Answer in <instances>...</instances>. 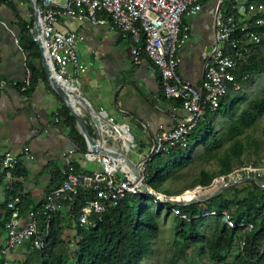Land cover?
<instances>
[{
  "label": "built area",
  "instance_id": "2783aa9c",
  "mask_svg": "<svg viewBox=\"0 0 264 264\" xmlns=\"http://www.w3.org/2000/svg\"><path fill=\"white\" fill-rule=\"evenodd\" d=\"M205 1L207 0H36L42 47L54 79L64 88L81 97L79 79L86 73L87 65L80 61L77 53L81 37L58 30V22L63 18L87 21L93 27H106L128 36L132 42L130 55L133 61L139 63L142 58L150 61L159 71L164 98L180 103L179 108L184 112L183 119L172 129H161L152 139L150 147L142 149L140 153L135 150L137 146L128 125L116 124L104 111L95 113L103 148L121 151L125 155L123 145H126L127 151L133 154L132 160L126 158L137 166L142 182L148 162L157 155L168 154L175 146L185 147L187 138L204 112L216 110L229 89L239 90L240 85L234 73L249 55L250 49L258 46L264 38V1L212 0L213 27L216 30L213 29L211 53L204 63L201 88L194 87L177 73L181 63L179 50L189 36V28L182 23V18L195 16ZM218 6L219 13L215 19ZM30 77L31 71L26 66L24 79L19 86L21 92L29 89ZM6 85L5 82H0V89ZM13 86L18 87L17 84ZM73 153L74 150L69 151V154ZM23 158L34 159L26 146L18 151L6 150L0 153V178L3 179L6 191L11 190L15 180L12 173ZM83 158L97 163L100 170L81 172L75 169L73 163L68 162L61 185L45 194L39 208H31L26 212L23 224L19 193L8 197L7 216L0 222V229L5 233L3 240H0V264H11L9 254L21 245H26L28 254L43 250L49 238L51 221L61 210L60 202L68 201L80 189L92 192L94 197L81 209L77 219L79 227L93 228L95 222L101 220L106 208L118 204L127 194H142L162 210H169L173 215L187 219L178 207L167 203L168 199H179V196L168 197L155 193L148 187L147 191H143L131 170L122 162L93 153L88 147ZM240 170L251 172L264 181V160L259 166ZM237 172L238 170L232 172L229 179ZM219 181L221 180L217 179ZM208 188L197 187L190 195L196 196ZM218 215L228 229L238 231L236 252L242 251L245 234L252 230V224H235L227 211L217 212L214 209L204 210L199 217ZM90 217L93 218L92 221ZM220 264H228V261Z\"/></svg>",
  "mask_w": 264,
  "mask_h": 264
},
{
  "label": "trees",
  "instance_id": "16d2710c",
  "mask_svg": "<svg viewBox=\"0 0 264 264\" xmlns=\"http://www.w3.org/2000/svg\"><path fill=\"white\" fill-rule=\"evenodd\" d=\"M3 2L14 8L8 0H0V4ZM27 13L28 20H18L21 27L18 42L25 51L27 67L31 71L30 87L26 92L38 80L48 84L40 63L39 49L31 39L33 10L28 2ZM234 75L240 85L239 90L229 89L216 110L204 112L187 138L186 146H175L168 154L157 155L147 163L143 183L153 192L168 197H178L185 192L184 197L190 196L189 191L197 187L208 188L217 179L229 180L228 176L235 170L238 172L232 179L256 177L240 169L256 167L262 162L260 142L252 138L248 131L264 115V83L257 92L249 95L246 89L255 86L264 77V38L258 46L250 49ZM174 105L178 108L180 103L174 101ZM56 117L68 128L69 141L79 152H85V140L77 132L74 118L61 100ZM208 166L214 168L207 169ZM63 179V173L55 169L51 189L61 185ZM184 180L188 181L176 187ZM7 191L5 201L0 203V222L7 216L8 197L18 193L15 181L11 190ZM93 197L92 192L80 189L68 201L60 202L61 210L51 221L49 238L43 250L28 254L22 264H141L154 253L153 239L158 234L160 219L172 223V242L165 254L164 264L186 263L192 251H196L204 264H220L236 248L238 231L228 229L219 215L196 217L211 209L227 211L235 224L245 222L253 227L245 234L242 251H237L228 264H264V191L252 182L224 189L209 202L179 208L187 219L162 210L142 194H127L118 204L108 206L93 228L79 227L77 219L81 209ZM201 205L205 208L201 209ZM90 220L93 218L90 217ZM72 223L75 234L69 240Z\"/></svg>",
  "mask_w": 264,
  "mask_h": 264
},
{
  "label": "crops",
  "instance_id": "0c3cea01",
  "mask_svg": "<svg viewBox=\"0 0 264 264\" xmlns=\"http://www.w3.org/2000/svg\"><path fill=\"white\" fill-rule=\"evenodd\" d=\"M8 2L14 8L5 2L0 4V82L7 84L0 89V153L26 146L34 156L33 160L21 159L14 176L22 202L23 224L26 212L42 205L46 192L51 189L55 169L63 173L66 164L71 162L77 171L90 172L98 171L94 165H99L85 160L84 152H79L69 141L68 128L56 117L61 99L51 86L38 80L28 92L19 90L27 63L25 51L18 42L21 32L18 20L29 19L28 0ZM213 10L214 1L207 0L195 16L183 17L189 36L179 50L181 63L177 73L197 88H201L204 63L212 49ZM57 28L81 37L77 53L87 65L86 73L79 79L81 97L95 113L104 111L116 124L128 125L135 132L141 150L150 147L161 129H172L183 119L184 112L175 107L174 101L164 98L159 71L145 58L139 63L133 61L128 36L74 19H61ZM78 104L79 111L85 112V107ZM82 119L90 136L98 138L99 130L91 118L82 115ZM76 130L80 134L77 127ZM71 150L75 153L69 154ZM1 187L0 203H3L8 191L4 185ZM4 237L0 229V240ZM234 249L226 259L229 262L231 254H236ZM27 257L26 245L18 246L9 254L11 264H22Z\"/></svg>",
  "mask_w": 264,
  "mask_h": 264
},
{
  "label": "water",
  "instance_id": "95a60500",
  "mask_svg": "<svg viewBox=\"0 0 264 264\" xmlns=\"http://www.w3.org/2000/svg\"><path fill=\"white\" fill-rule=\"evenodd\" d=\"M32 10H33V24H32V30H31V39L32 41L36 44V46L39 49L40 53V63L43 68L45 77L47 79V82L49 86L53 89V91L57 94V96L63 101L65 106L70 112V115L74 118L75 125L80 132V134L83 136L86 146L93 152V153H98L103 156H108L111 157L115 160H118L122 162L125 166H127L136 181L139 182V185L143 191H147V186L140 180L139 173L137 171V166L132 164L124 155L123 152L121 151H112L111 149L108 148H103L102 146V135L101 133L99 134V137L94 139L90 136L87 127L85 125V122L82 119L83 113L79 111V107L76 106L73 101L76 99L79 100L80 105L86 106L85 108V113L91 118L92 122L94 125L98 128L99 126V121L98 118L95 114V112L90 108L88 102L83 97L77 96L75 93H73L70 90H67L64 88L61 84H59L53 77L51 73V69L49 66V62L47 61L44 49L42 47L40 35H41V28H40V23H39V17H38V8H37V3L36 0H28ZM219 13V6L216 9L215 12V19H217ZM216 28H214V31ZM84 104V105H83ZM79 105V104H78ZM243 182H252L254 183L258 188L264 191V181L260 180L259 178L255 176H245L241 178H236V179H229L227 181H219L215 185H217L218 189H227L231 186H235L237 184L243 183ZM214 185V186H215ZM211 189V188H210ZM210 189H208L206 192L203 194H200L198 196H185L184 194L182 196H179V199H168L167 203L170 206L173 207H178L182 208L185 206L189 205H195V204H201L205 202H209L211 200V195H210Z\"/></svg>",
  "mask_w": 264,
  "mask_h": 264
},
{
  "label": "rangeland",
  "instance_id": "374dc122",
  "mask_svg": "<svg viewBox=\"0 0 264 264\" xmlns=\"http://www.w3.org/2000/svg\"><path fill=\"white\" fill-rule=\"evenodd\" d=\"M263 83H264V77L260 78V80L258 81V83L255 86H251L248 89H246V94L249 95L250 93L257 92ZM239 110H240V108L237 110V112ZM83 116L87 117V114L85 112H83ZM248 133L252 138L257 139L260 142L261 148L259 151V155L263 161L264 160V115L261 118V120L252 129H250L248 131ZM131 136L133 137L134 144L137 146L135 149L136 152L140 153L141 152V149H140L141 146L139 145L138 140L135 138V132L133 130L131 131ZM126 155L130 160H132V158H133L132 153L127 152ZM261 163H259V165ZM94 167H95V170H100V168L96 164L94 165ZM211 168H214V166H208L207 167V169H211ZM187 181L188 180H184V181L180 182L179 184H176V187H180L183 183H185ZM216 182H217V180L208 189L212 188L216 184ZM0 189L3 190V187H1ZM208 189H206V191ZM206 191H201L196 196L203 194ZM189 192H191V191H189ZM184 193L185 192H183L179 196H182ZM2 198H3L2 192L0 191V201L2 200ZM202 207L205 208V205L204 206L201 205V209H202ZM196 217H199V216H196ZM74 227H75V225L73 224L71 227V233L68 234L69 240H72V238L74 237V234H75V232L73 231ZM171 227H172V223L170 220L166 221V222L162 221V219L159 220V231H158V234L156 235V237L153 239V243L155 245L154 253L152 255L150 254L148 256V258L146 260H144L141 264H164L165 254L168 250L169 244L172 242ZM234 250H236V248ZM232 258H233V254H231V260H232ZM180 264H204V260L201 259L200 257H198L196 251H192V252H190L189 258L187 259L186 263H180Z\"/></svg>",
  "mask_w": 264,
  "mask_h": 264
},
{
  "label": "bare ground",
  "instance_id": "6f19581e",
  "mask_svg": "<svg viewBox=\"0 0 264 264\" xmlns=\"http://www.w3.org/2000/svg\"><path fill=\"white\" fill-rule=\"evenodd\" d=\"M72 91V90H71ZM73 93H74V91H72ZM77 100V102L74 100L73 102H75V104L77 105L78 103H79V100L78 99H76ZM80 104V103H79ZM84 105V104H83ZM84 107L86 108V106L84 105ZM123 139V138H122ZM131 138H129V140H130ZM123 150L125 151V153H127L128 151H127V146L126 145H123ZM125 157H127V155L125 154ZM128 158V157H127ZM129 159V158H128ZM130 160V159H129ZM224 190V189H223ZM222 189H218L217 187L216 188H212V189H210V197L211 198H213V197H215L216 195H218L220 192H222L223 191ZM191 196V195H190Z\"/></svg>",
  "mask_w": 264,
  "mask_h": 264
}]
</instances>
